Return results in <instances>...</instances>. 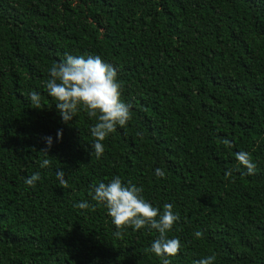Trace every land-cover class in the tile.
<instances>
[{"label":"trees","instance_id":"obj_1","mask_svg":"<svg viewBox=\"0 0 264 264\" xmlns=\"http://www.w3.org/2000/svg\"><path fill=\"white\" fill-rule=\"evenodd\" d=\"M0 264H264V0H0Z\"/></svg>","mask_w":264,"mask_h":264}]
</instances>
